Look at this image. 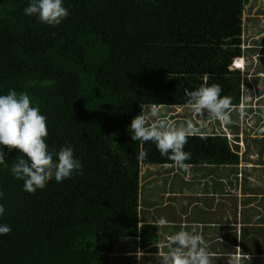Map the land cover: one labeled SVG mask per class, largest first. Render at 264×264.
I'll use <instances>...</instances> for the list:
<instances>
[{"label":"trees","instance_id":"1","mask_svg":"<svg viewBox=\"0 0 264 264\" xmlns=\"http://www.w3.org/2000/svg\"><path fill=\"white\" fill-rule=\"evenodd\" d=\"M249 1L64 0L68 16L52 27L24 15L28 0H0V94L27 92L47 118L45 142L72 146L83 172L27 193L10 174L19 151L0 146V223L11 228L0 264H41L43 254L134 264L139 214L153 215L139 211L140 166L159 160L158 149L131 139L130 122L145 106L184 107L205 76L239 106L241 74L229 66ZM220 195L236 199L222 186Z\"/></svg>","mask_w":264,"mask_h":264},{"label":"clouds","instance_id":"2","mask_svg":"<svg viewBox=\"0 0 264 264\" xmlns=\"http://www.w3.org/2000/svg\"><path fill=\"white\" fill-rule=\"evenodd\" d=\"M23 13L52 27L60 25L68 16L64 0H28ZM235 60L236 58L232 59L230 71H239L235 67ZM240 69L243 70V67ZM204 80L205 83L198 88L186 92L184 107L200 117L206 114L209 119L218 120L225 125L230 124L231 97L221 96V86L217 83L208 84L207 76ZM238 108L239 106L233 109ZM158 115V109L151 107L135 116L128 128L131 131V139L141 144L154 143L173 166L186 172L190 165L185 162L190 159V153L183 149L188 137L194 135L198 129L191 120L179 125H170L164 120L149 123ZM46 119L27 92L9 89L6 94H0V146L19 151L20 155L12 163L10 174L14 179L23 182V190L27 193L42 188L49 180L61 182L74 174H83L82 163L74 155L72 146L66 145L57 149L45 142ZM147 155V151L141 150L137 153V159L144 161ZM5 159L6 153L0 150V166L7 167ZM3 195V192H0V199H3ZM4 213L5 207L0 204V216ZM155 223L164 226L168 221L161 217ZM10 231L11 228L7 224L0 223V236L7 235ZM164 247L168 251L162 253V264H211L210 253L195 228L191 232L180 230L171 234ZM229 264H242L241 254L233 255Z\"/></svg>","mask_w":264,"mask_h":264},{"label":"crops","instance_id":"3","mask_svg":"<svg viewBox=\"0 0 264 264\" xmlns=\"http://www.w3.org/2000/svg\"><path fill=\"white\" fill-rule=\"evenodd\" d=\"M256 24L257 27L247 28L249 33L246 37L249 38V41L246 42L244 36L246 29L243 28L242 21L243 40H241L242 44L240 45V56L239 58L236 57V60L241 59L243 64V70L240 68L237 70L241 72V105L239 108L244 116L246 115L245 127L252 128L253 122L248 123V121L250 115L255 116V112L262 120V125H258L260 128L256 131L259 136H249L251 139H256V150L245 152V159H243L241 167H237L239 165L237 164L231 168L233 172L224 169L226 167L221 166L220 163L212 164V166L189 164L190 167L186 172L181 171L182 180H184L183 185L185 187L192 186L193 190L184 188L179 192H173L174 199L172 200L169 199L171 193L164 192L162 207L159 209L163 213L156 219L153 215L150 219H143V216L139 214L140 222L138 223V236L134 250V253L136 252L134 264H162V253L168 251L166 247H159L162 239L167 241L171 234L180 230L191 232L193 228L202 236L204 246L210 253L211 264H229L230 258L238 253L241 254L242 264H264V193L260 192L262 188L264 189V89H262L264 84V40H261L264 38V28H260L258 23ZM250 50L251 53H248L247 51ZM243 105H245V109H242ZM197 134L199 133L196 132L191 136H197ZM212 134L201 132L203 136ZM242 141L245 142V147L251 145L247 137H244ZM260 145L263 149L260 148ZM190 160L195 159L190 158ZM215 167L219 172L220 169H224L227 173L231 172L227 174L228 178L233 175L235 179L237 178L235 183L240 186V189H244V192L246 191L245 193L242 192L243 194L237 193V190L236 193L230 192L236 195L234 200L236 205H228L230 209L229 212H226V217L221 207L218 208L217 206L221 196L218 190L222 186L223 179L219 172L215 174L213 171ZM163 168L164 170L156 168L159 174L154 178L165 172V176L161 178L166 177V183L171 185L173 181L171 177L177 174L175 169L178 168L173 166L171 161L164 164ZM212 172L216 177V182L213 185ZM208 178L211 179V182L207 181L206 185L198 184V181L203 182ZM209 185L215 187L217 191L208 187ZM227 188L225 189L227 190ZM233 189H229V191H233ZM188 190L197 202L199 199L210 198L208 201H203L201 206L205 209L208 208L211 215L190 213L192 207L189 209L190 205L188 204L191 203V200L186 198L189 196L186 194ZM148 207L150 208L146 207L145 211L147 209L150 214H154L156 209L150 204ZM161 217L168 221L164 226L155 223ZM176 223L180 225L176 226ZM141 224L144 227L140 228ZM180 226L181 228H179ZM143 229H145L144 232ZM157 258H160L158 263L156 262ZM96 264H101V262Z\"/></svg>","mask_w":264,"mask_h":264},{"label":"rangeland","instance_id":"4","mask_svg":"<svg viewBox=\"0 0 264 264\" xmlns=\"http://www.w3.org/2000/svg\"><path fill=\"white\" fill-rule=\"evenodd\" d=\"M242 21H243V26H244L243 28L246 29L245 30L246 33L244 35L245 41L248 42L249 38L246 36H248L249 32L247 28L257 27L256 23H258V26L260 28H264V0H250L244 8L243 15H242ZM241 40H243L242 36H241ZM261 40H264V38H262ZM247 52L251 53V50ZM242 66H243L242 60L240 59V68H242ZM262 89H264V84L262 85ZM151 107L152 106H145L144 111H148ZM155 107L158 109L159 115L153 118L152 120H150L149 123H152L155 120H164L170 125H179L185 121L191 120L194 126L198 129L197 132L199 134H197V136H189L188 142L185 144L184 149H183L184 151L190 153V158H193L195 160L189 159L185 163H188L190 165L198 164V165H211V166L212 164L220 163L221 166L226 167L224 169H229V170H232L233 172V169L231 168L235 167L237 164H239L237 167H241L242 161L243 159H245L244 158L245 152L247 153L249 151L256 150L257 141L256 139H251L249 136L250 135H253V137L259 136L256 131L260 128L258 125H262L261 123L262 120L259 119L257 112L254 113L255 116L254 115L249 116L248 123L253 122L252 128H246L245 127L246 126L245 125L246 115L244 116V113L240 111V108L238 109L230 108L229 109L230 118L232 122L228 125H225L218 120L207 118L206 114L204 117H200L196 115L195 113H193L192 110L187 107H176V106H170V107L155 106ZM242 109H245V105H243ZM169 112H170V115H168ZM201 132H206L210 134L213 133V134L203 136L201 135ZM244 137H247V139L250 140V143H251L250 146L245 147V142L242 141ZM143 144L148 148H153V149L156 148V146H154L155 144L152 142H145ZM260 148L263 149L261 145H260ZM157 156H158L159 162L156 164H159V165L140 166V180H139V184H140L139 198H140L141 206H142L140 208V211L144 210L145 212L146 206L149 204L152 205L154 209H156L155 213L153 211L154 219L161 216L163 213V211L159 209L160 207H162V203H163L162 195L164 192L171 193V195L169 196V199L172 200L174 199L173 192H179L184 188L190 189V190L192 189V186L185 187L183 185L184 180H182V175H181L182 170L180 169H175L177 174L171 177V179H173L171 185L166 183V179H167L166 177L161 178L165 176V172L162 175L154 178V176L159 174V171H156V168H162L164 170L163 168L164 164L170 161L167 156L162 155L159 151L157 152ZM160 165L163 167H161ZM216 168L217 167H215L213 170L215 174L219 172ZM224 169H220V172H219L223 179V181L221 182L222 190H225V188L228 187L227 191H229V189L234 188L233 191H229V192L236 193V190H237V193L244 192V189H240V186H238L235 183L237 178L235 179L233 175H230L231 178L230 177L228 178L227 174H230L231 172L227 173ZM214 172H212L213 173L212 174V185L216 182V177L214 176ZM150 177L151 179L149 180ZM210 180L211 179L208 178V180H204L203 182L198 181V184L206 185L207 181L211 182ZM212 185H209L208 187L213 188L215 191H217L216 188L213 187ZM218 192L220 193V190H218ZM260 192L264 193V189L262 188ZM221 195H224V194H221ZM209 199L210 198H207V197L203 199H199V201L194 206L197 214L206 213L208 215H211V212L208 208L205 209L204 207L201 206L203 201H208ZM232 199L233 198H231L230 196L221 197V201L223 205L225 204L224 206L225 211H222L223 213H225V217H226V212H229V209H230L228 205L232 206L233 204L232 202L234 200ZM146 200H147L146 205H144L145 204L144 201ZM195 202H196V198H192L189 209L195 204ZM222 203L220 202L219 205H217L218 208L220 207L221 209L223 208ZM147 208H150V207L147 206ZM142 225L143 224H141L139 227H141ZM179 225L180 224L176 223V226H179ZM179 228H181V226ZM156 230H158L157 227H156ZM144 231L145 229H143V232ZM166 242H167L166 239H162L159 247L160 248L164 247ZM114 243L116 244L118 243V241L115 240ZM115 252L117 253V251ZM90 256L91 255L79 256L78 264H90L88 260ZM107 256H109L110 257L109 259L111 260V256L106 254L105 259L103 258L102 260H100L101 264H109L110 260L107 262L106 260ZM159 259L160 258H157L156 260L157 263ZM40 262L41 264H55L56 262L57 264H61L60 259H58L55 256L48 257L46 254H43L41 256Z\"/></svg>","mask_w":264,"mask_h":264}]
</instances>
